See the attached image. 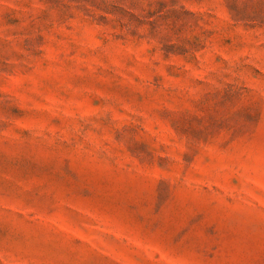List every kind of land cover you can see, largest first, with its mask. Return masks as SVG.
I'll return each mask as SVG.
<instances>
[{
	"label": "rangeland",
	"instance_id": "1",
	"mask_svg": "<svg viewBox=\"0 0 264 264\" xmlns=\"http://www.w3.org/2000/svg\"><path fill=\"white\" fill-rule=\"evenodd\" d=\"M0 264H264V0H0Z\"/></svg>",
	"mask_w": 264,
	"mask_h": 264
}]
</instances>
